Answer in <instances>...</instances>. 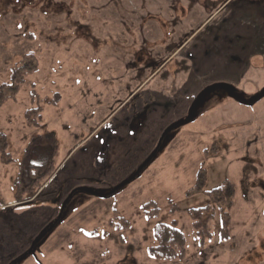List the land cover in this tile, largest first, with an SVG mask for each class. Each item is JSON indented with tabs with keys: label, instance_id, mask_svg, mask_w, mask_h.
I'll return each mask as SVG.
<instances>
[{
	"label": "rangeland",
	"instance_id": "obj_1",
	"mask_svg": "<svg viewBox=\"0 0 264 264\" xmlns=\"http://www.w3.org/2000/svg\"><path fill=\"white\" fill-rule=\"evenodd\" d=\"M32 65L0 107V264H264V97L226 95L264 93V0H0L1 91ZM146 76L164 97L133 113L138 97L92 133V94L106 112ZM212 86L224 87L200 96ZM35 109L40 129L26 124ZM227 183L222 242L209 193ZM206 207L199 243L189 213ZM159 224L183 235L182 261L148 257Z\"/></svg>",
	"mask_w": 264,
	"mask_h": 264
},
{
	"label": "trees",
	"instance_id": "obj_2",
	"mask_svg": "<svg viewBox=\"0 0 264 264\" xmlns=\"http://www.w3.org/2000/svg\"><path fill=\"white\" fill-rule=\"evenodd\" d=\"M25 59L31 61L33 59L32 55H28ZM23 70H16L13 73V76L9 82V84H4L1 88L3 89L0 94V107L7 101L15 99L17 93L19 92L20 87L24 84L25 78L34 74L37 71V67L32 65L30 69L27 66L22 68ZM264 97V96H262ZM261 96L254 98L250 102L253 104L259 99ZM59 95L55 96V99L52 101L54 105L58 104ZM242 104H246L243 103ZM26 124L28 127L40 128L43 124V119L41 116V110H29L27 111ZM5 150H7V141L5 136H0V156H7L5 154ZM2 158V160H3ZM9 160H3L4 163H7ZM10 162V161H9ZM54 171L48 172L42 179L49 178ZM197 180L202 184V173L199 172L197 175ZM202 185L198 186L200 188ZM36 188V187H35ZM39 187L37 188V190ZM209 198L215 206L221 211V228H220V240L226 241L229 238L230 234V220L229 215L224 210H221L220 207L225 205L229 206L231 201L234 198V188L230 183L222 186L221 188H217L209 193ZM141 211L144 212L147 219H154L158 216L159 209L153 202H149L145 204ZM191 226L195 233V236L199 243H203L205 240L211 238V234L209 233V223L213 219V214L211 210L206 208H201L198 210H193L189 213ZM154 239L155 245L149 247L147 249L148 257L151 259L162 261V262H176L182 261L186 255V243L183 238L181 232L175 228L173 225H165L159 224L154 229Z\"/></svg>",
	"mask_w": 264,
	"mask_h": 264
},
{
	"label": "crops",
	"instance_id": "obj_3",
	"mask_svg": "<svg viewBox=\"0 0 264 264\" xmlns=\"http://www.w3.org/2000/svg\"><path fill=\"white\" fill-rule=\"evenodd\" d=\"M211 18V17H210ZM208 20V19H207ZM177 48H179V47H177ZM176 52V51H175ZM174 52V53H175ZM174 53H172L171 54V56L174 54ZM170 58V57H169ZM168 60V59H167ZM151 79V78H150ZM149 77L148 76H146L144 79H142V80H139V81H137L134 85H132V86H130V87H125V88H127V90L126 89H123L124 90V92L121 94V93H119L118 94V92L120 91V89L121 88H119L118 89V92L117 93H114L113 95H112V97L114 98V101H115V103H114V105H112V106H109L108 108H107V110L108 111H104V110H100V105L96 102V100L98 99V97L97 96H94L93 94H92V103L89 105V107H90V109H91V112H90V114H91V118H92V122H93V127H91L92 129H91V132L92 133H94V132H96V131H98L99 129H100V127L102 126V125H104L108 120H111V118L113 117V115L115 116L116 114H118L119 112H121V111H123V109H125L131 102H133V101H135L136 100V98H138L139 97V102H138V104H137V107L135 108V109H133L132 110V112L133 113H135V112H137V113H142V111H145V110H147L148 108H147V105H148V102H149V99H151L153 96L155 97V96H161V97H164V92H159L160 90H155V89H152L150 92H149V89L148 88H146L147 87V85L149 84ZM144 89H146V91L145 92H143V94H142V91L144 90ZM121 91H122V89H121ZM177 93H178V88H177ZM227 95V94H226ZM225 95V96H226ZM142 96V97H141ZM228 96V95H227ZM76 97V98H75ZM79 98V95H77V96H73V101L74 102H76V100H78V98ZM97 97V98H96ZM75 98V99H74ZM94 98H96V100H95V103H94ZM158 98V97H157ZM168 100V99H167ZM63 101V99H62V97H59V102H58V105H61V102ZM151 101V100H150ZM74 105H76L77 103H73ZM73 104L72 105H70V108L73 106ZM156 104H158L157 102H156ZM145 109V110H144ZM131 112V111H130ZM102 118V119H101ZM43 119V118H42ZM64 123V122H63ZM66 123V122H65ZM43 124H44V120H43ZM42 124V125H43ZM67 124V123H66ZM40 129V128H39ZM140 135H141V133H140ZM43 136H44V134H39L38 135V139H40V138H43ZM125 136H126V134H125ZM127 137V136H126ZM37 139V136H35L34 137V140H36ZM37 141V140H36ZM62 165V164H61ZM146 165V164H145ZM31 172V171H30ZM32 173V172H31ZM54 174H55V171L53 172V174L49 177V178H47L48 180L46 181V183L44 184V186H42V188L39 190V192H38V194H40V193H42V191H44V189L43 188H47L48 187V185L51 183V180H52V178H53V176H54ZM137 174H139V172L137 173ZM46 175V174H45ZM131 175V174H130ZM129 175V176H130ZM70 177H72V178H74V174H69L68 175V178H70ZM128 178V177H127ZM127 178L125 179V180H127ZM125 180H123V181H125ZM122 181V182H123ZM32 201L31 200H29L28 201V206H30ZM64 203V201L62 200V203H61V205ZM15 205H17V204H14L13 206H15Z\"/></svg>",
	"mask_w": 264,
	"mask_h": 264
},
{
	"label": "water",
	"instance_id": "obj_4",
	"mask_svg": "<svg viewBox=\"0 0 264 264\" xmlns=\"http://www.w3.org/2000/svg\"><path fill=\"white\" fill-rule=\"evenodd\" d=\"M216 87H224V86H212V87H210V88H208V89H206L204 92H202L201 94H200V96L201 95H204V93H206V92H208L210 89H213V88H216ZM227 89V91H226V94L228 95V96H230V97H232L235 101H237L238 103H241L242 104V102L243 103H246V104H252L250 101L249 102H245L244 100H240L231 90H230V88H226ZM199 96V97H200ZM262 97V96H264V93H261L260 95H259V97ZM198 99V98H197ZM188 118H189V116H188ZM188 118L183 122L184 124L185 123H187L189 120H188ZM188 120V121H187Z\"/></svg>",
	"mask_w": 264,
	"mask_h": 264
}]
</instances>
